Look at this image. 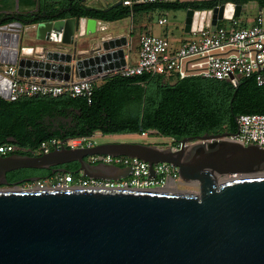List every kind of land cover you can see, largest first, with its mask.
Masks as SVG:
<instances>
[{
  "label": "water",
  "instance_id": "1",
  "mask_svg": "<svg viewBox=\"0 0 264 264\" xmlns=\"http://www.w3.org/2000/svg\"><path fill=\"white\" fill-rule=\"evenodd\" d=\"M243 7L189 8L184 30L239 17ZM39 11L40 5L29 19L14 11L0 18V63L16 65L20 76L42 83L94 79L127 64L128 36H112L93 16ZM11 89L0 73L1 97L9 100ZM230 135L187 136L165 147L106 142L62 145L40 155L0 153V264H264V147ZM92 155L139 158L152 176L156 163L168 162L199 190L24 188L7 180L19 168L73 161L89 178L117 180L132 172L130 166L92 163Z\"/></svg>",
  "mask_w": 264,
  "mask_h": 264
},
{
  "label": "trees",
  "instance_id": "2",
  "mask_svg": "<svg viewBox=\"0 0 264 264\" xmlns=\"http://www.w3.org/2000/svg\"><path fill=\"white\" fill-rule=\"evenodd\" d=\"M250 1L264 7V0H168L132 5L122 1L106 8L90 7L82 0H51L52 3L49 0H18V3L25 7L40 5L41 10L48 13L66 9L60 17L72 14L116 21L158 8L204 10L226 2L245 4ZM15 9L16 0H1L0 18L6 14L4 11ZM19 13L26 18L31 16L28 11ZM245 113H264V86L258 85L256 73L240 78L238 85H234L199 75L174 79L148 73L122 76L117 72L106 76L101 84L94 82L91 101L86 96H72L68 92L57 96H26L15 101L0 95V144L17 146L7 155H40L44 152L42 144L54 138L64 141L90 138L96 132L141 134L153 131L172 138L171 146H176L187 136L225 131L234 134L238 131V117ZM62 166L74 177L80 176L78 161ZM57 173L52 168H19L8 172L7 180L13 185L31 175L46 179Z\"/></svg>",
  "mask_w": 264,
  "mask_h": 264
},
{
  "label": "built area",
  "instance_id": "3",
  "mask_svg": "<svg viewBox=\"0 0 264 264\" xmlns=\"http://www.w3.org/2000/svg\"><path fill=\"white\" fill-rule=\"evenodd\" d=\"M168 1V0H137ZM124 4L131 5V0H124ZM225 20V19H224ZM166 22L161 19L160 23ZM219 22V21H218ZM262 14L256 17L252 25H241L238 17L229 19V25H205L202 30L191 32L192 36L174 46L169 39L143 33L140 36L139 55L136 62L127 60V64L119 72L122 76H136L145 73L152 75L172 76L174 79L188 76H203L217 80H230L234 75L239 81L238 74L249 77L256 73L258 85L264 86V28ZM127 58V56H126ZM116 72V73H117ZM0 73L12 81L9 100L15 101L22 97L43 95H60L70 93L72 96H86L91 101L94 91V80L79 78L64 82L49 80L42 83L39 79L24 78L18 74L14 64L0 63ZM153 131L142 132L148 136ZM243 144H257L264 147V113H245L238 117V131L229 136ZM95 140L77 137L60 141L51 139L42 144L44 152L54 147L66 145L69 147L94 146ZM17 149L15 144H0V153L7 155ZM92 163L105 162L122 167H131L129 176L112 179H95L59 171L54 177L38 179L33 182L35 187H95L108 186L119 188L168 189L179 190L184 184L179 169L168 162L154 165L156 176H152L149 163L136 157L92 155L88 157ZM186 184V183H185Z\"/></svg>",
  "mask_w": 264,
  "mask_h": 264
},
{
  "label": "crops",
  "instance_id": "4",
  "mask_svg": "<svg viewBox=\"0 0 264 264\" xmlns=\"http://www.w3.org/2000/svg\"><path fill=\"white\" fill-rule=\"evenodd\" d=\"M1 1V0H0ZM50 3L51 0H49ZM118 1H123L124 0H86L84 1L87 6L90 7H97V8H106L109 6H112L116 4ZM133 3L137 2V0H131ZM181 1H198V0H181ZM56 2H61V0H56ZM55 2V3H56ZM132 5V4H131ZM260 7V13L262 14ZM38 6L36 7H25V6H20L18 3V0H16V9L14 12H32V11H37ZM41 8L40 11L41 12ZM171 10L168 9H154L149 12H142V13H135L132 16L125 17L123 19H119L116 21H107L103 19H98V23L101 25V27L108 28L109 33L112 36H120V35H126L128 36L130 43L128 48H126V56L127 60L131 62H136L138 55H139V47H140V36L143 33H150L158 36L165 37L170 40V42L174 46H178L181 42L185 41L186 39L189 38V36H186V32L184 30L185 23L181 22V17L183 15L177 14V22L178 23H183L184 27L182 29H176V28H171L169 27V18H168V13ZM176 11H182L185 15L186 18V10H176ZM6 12H11V10H6ZM157 12L160 16L158 18V23H155L152 21V17L150 14ZM128 19L131 20V24H128ZM161 19H166V22L160 23ZM138 32L137 35V40H136V45L134 44L135 42V36ZM106 76H98L94 78V82L97 84H101L104 81V78Z\"/></svg>",
  "mask_w": 264,
  "mask_h": 264
},
{
  "label": "rangeland",
  "instance_id": "5",
  "mask_svg": "<svg viewBox=\"0 0 264 264\" xmlns=\"http://www.w3.org/2000/svg\"><path fill=\"white\" fill-rule=\"evenodd\" d=\"M262 11V17H263V22L262 26L264 28V7L261 8ZM260 13V5L256 1H250L248 3L244 4L243 10L241 15L238 17L239 23L241 25H252L255 23L256 17ZM177 14L183 15L181 17V22L185 23V15L182 11H176V10H171L168 13V18H169V27L171 28H176V29H182L184 27L183 23H178L177 22ZM152 17V21L155 23H158V18L159 14L157 12H154L150 14ZM220 24H225L229 25V19H223L219 20ZM128 24H131V20L128 19ZM137 35L138 32L135 36V45H136V40H137ZM186 36H189V38L192 36L191 33H187ZM237 77L241 78V75L238 74ZM90 139L95 140L97 143H106V142H142L146 144H151L153 146L157 147H165V146H171L173 139L170 137L166 136H161L156 133H151L148 136H142L138 132L134 133H112V134H104L102 132H96L93 136L90 137ZM20 187H35L33 183L31 184H22ZM179 190H199V187L197 185H191V184H181L179 187Z\"/></svg>",
  "mask_w": 264,
  "mask_h": 264
},
{
  "label": "flooded vegetation",
  "instance_id": "6",
  "mask_svg": "<svg viewBox=\"0 0 264 264\" xmlns=\"http://www.w3.org/2000/svg\"><path fill=\"white\" fill-rule=\"evenodd\" d=\"M69 11V10H68ZM67 12V11H66ZM39 13V12H38ZM33 16L31 15L30 16V18H32ZM29 19V18H28ZM227 82H232V81H230V80H226ZM60 168H63V169H66L64 166H62V165H58V166H55V167H52V169L53 170H57V169H60ZM54 172H59V171H54ZM29 178H39L40 179V175H31V176H28V177H26V178H23V179H20V180H17L16 182H14L13 183V185L14 184H16V183H18L19 185H22V184H31V183H33L34 181H28V179ZM9 182V181H8ZM9 185H11L10 183H9Z\"/></svg>",
  "mask_w": 264,
  "mask_h": 264
},
{
  "label": "bare ground",
  "instance_id": "7",
  "mask_svg": "<svg viewBox=\"0 0 264 264\" xmlns=\"http://www.w3.org/2000/svg\"><path fill=\"white\" fill-rule=\"evenodd\" d=\"M165 190H171V191H175V190H177V189H174V188H168V189H165Z\"/></svg>",
  "mask_w": 264,
  "mask_h": 264
}]
</instances>
